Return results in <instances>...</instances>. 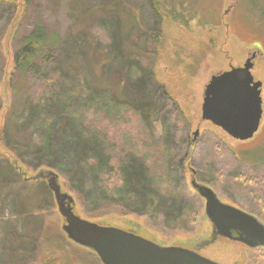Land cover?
<instances>
[{
  "label": "rangeland",
  "instance_id": "obj_1",
  "mask_svg": "<svg viewBox=\"0 0 264 264\" xmlns=\"http://www.w3.org/2000/svg\"><path fill=\"white\" fill-rule=\"evenodd\" d=\"M108 1L30 0L24 10L23 0H18L20 7L17 10L1 6L0 41L6 57L0 56V65L3 62L6 65L0 69V101L12 114H19L29 97L38 96L43 91L41 77L49 68H62L56 62V56L61 53L65 62L73 67L71 71L62 69L71 85H86V79L95 80L92 71L97 57L88 53L86 40L95 41L110 56V64L105 69L110 80V110H120L119 115L110 118V123L101 118L95 122L110 135V148L115 154L110 172L90 174L87 181L91 188L80 183L72 186V182L59 171L51 169L59 174L62 190L73 196L74 212L99 224L133 231L162 245L196 250L222 264H264V247L250 248L216 234L205 213L204 200L191 186V179L196 176L199 182L211 186L223 202L240 207L264 222V1L185 0V7H176V11L181 10L180 16L175 19L165 17L160 24L149 0H121L136 13L139 26L132 30L129 18L122 19L118 13L99 7ZM254 3L258 5L253 6ZM87 8L90 12L85 14ZM37 20L48 29L61 33L66 42L40 61L39 71L37 67L26 80H22L11 76L13 52L21 37L33 29ZM160 27L164 29L161 45L151 34ZM129 45L138 52L130 53ZM253 52H257V56L252 73L263 83V117L253 137L240 140L203 120L202 103L211 77L232 66H244ZM12 83L19 88L18 94H13ZM120 88L128 97L136 96L144 107H147V101H156L158 116L151 120L125 111ZM4 112L5 109L0 111L1 118ZM14 125L9 129L14 145L25 148L30 136L37 137V128L23 131ZM124 148L127 149L125 152L144 155L138 157L144 159L151 175L155 174L158 186L175 188L176 194L183 198L187 209L182 223L166 224L165 213L156 207L158 201L154 207L160 213L153 211V207L148 210L140 208L141 212L132 213L121 205L116 192L121 182L116 155ZM0 153L1 171L8 167L7 162L15 160L2 143ZM21 171L30 177L40 170L22 167ZM9 175L6 181L23 180L14 171ZM20 183L22 185V181ZM73 187L83 193L81 201L75 192L77 188L74 190ZM109 190L110 194L116 192L118 201L112 200L114 198H110V202L106 200ZM8 196L0 209V241L3 229L8 230L10 224L13 234H19L25 242L32 231L19 222L18 217L12 216L14 203L12 196ZM27 203L32 205L33 198L30 197ZM46 204L43 208L45 223L54 235H59L70 260L77 264H102L93 251L66 238L62 229L65 219L58 211L55 197ZM90 213L94 216L91 217ZM17 223V229L13 228ZM13 234L9 236L10 243L18 246L21 241ZM11 253L10 248L2 253L0 264H27L29 255L31 257L30 248H23L18 255Z\"/></svg>",
  "mask_w": 264,
  "mask_h": 264
},
{
  "label": "trees",
  "instance_id": "obj_2",
  "mask_svg": "<svg viewBox=\"0 0 264 264\" xmlns=\"http://www.w3.org/2000/svg\"><path fill=\"white\" fill-rule=\"evenodd\" d=\"M149 1L155 19L160 24L166 20L165 17L175 19L180 16L181 10L176 11L177 6L185 7V0ZM29 2L30 0H23L24 10L27 9ZM3 5L15 10L20 7L18 0H0V7ZM125 5L121 0H109L99 7L118 13L122 19L129 18L132 30L138 25L136 13L130 6ZM254 5L258 4L254 3ZM89 12L90 8H87L85 14ZM78 30L81 31V28ZM163 30L160 27L159 31L151 32L159 45L164 41ZM65 42L66 38L61 33L48 29L41 20H37L33 29L21 37L19 45L13 52L11 76H18L22 80H26L31 71L37 67V71H39L40 61L45 56H49L50 51ZM86 43L88 53L97 57L93 63L92 71L95 80L86 79V85H71L69 79L63 75L62 69L67 68V71H71L73 67L71 63L65 62L63 53H61L56 56V62L60 63L62 68L57 69L56 66L49 68L41 77L40 88L43 91L39 92L38 96L29 97L23 108L19 109L21 110L19 114L13 112V115L11 110L0 101V111L3 112L5 109L2 118L0 117V143L13 154L15 160L11 159V162H7L8 167L1 170L4 173L0 171V175L3 176L0 178V209L3 207V202L9 198L8 195H11L14 203L12 216L18 217V221L29 226L28 229L32 231L23 242V238L19 234H13V229L11 230L9 224L8 230L4 228L2 231L0 255L8 252L9 248L13 255L21 254L23 248H30L31 257L29 255L27 264H77L73 259L70 260L67 247L58 239L59 235L56 232L54 235L45 223L43 208L51 197L54 198L53 192L46 180L27 179L21 168L39 169L40 171L56 169L68 181L72 182V186L74 183H80L86 188H91L87 181L90 174H98L102 171L110 172L111 160L115 151L110 148V135L95 122L101 118L110 123V118L120 113V110H110V80L105 72L106 66L110 64V56L106 55L105 50L90 38L86 40ZM127 49L130 53L138 52L137 48L131 45L127 46ZM0 56L6 57L1 41ZM5 65L3 62L0 69ZM9 83L11 86V80ZM12 84L13 94H18L19 88L15 83ZM164 92L168 94L166 90ZM119 94L126 104L125 111L127 109L135 115L151 120L158 116L155 109L156 101L153 100L150 103L147 101L148 105L144 107L145 105L139 103L136 96L128 97L121 88ZM125 111H123V115H125ZM11 125L19 126L23 131L35 127L37 128V137L30 136L27 147H18L10 138L12 137L11 131H9ZM125 151L127 149L124 148L116 155V159L118 158L116 163L119 164L117 166L118 174L121 179L116 192L120 199L116 192L113 191V194H110L109 190L106 200L110 202V198H114L112 200L117 198L121 200V205L124 208H129V212L132 213L141 212L140 208L148 210L151 207L154 208L153 211L160 213L155 210L158 207L157 209L164 212L167 217L164 216L166 224L179 225L180 222L182 223L187 209H185L183 198L176 194V191L173 190L175 188L171 190L158 186V179L155 174L151 175L144 159L139 158L141 157L140 153ZM13 171L22 177L23 180L20 179L22 185L21 181H6ZM73 188L74 190L77 188L75 192L81 201L83 193L78 190V187ZM30 197L34 200L32 205L27 203ZM156 201H158V205L154 207ZM101 202L103 200L99 204ZM89 215L94 216L91 213ZM17 226L18 223L13 228L17 229ZM12 234L21 241L18 245L19 248L10 243L9 236Z\"/></svg>",
  "mask_w": 264,
  "mask_h": 264
},
{
  "label": "water",
  "instance_id": "obj_3",
  "mask_svg": "<svg viewBox=\"0 0 264 264\" xmlns=\"http://www.w3.org/2000/svg\"><path fill=\"white\" fill-rule=\"evenodd\" d=\"M252 68L249 58L242 67L232 66L214 74L204 90L202 119L240 140L253 137L263 114V83L255 80ZM26 178L46 180L58 211L65 219L62 229L67 238L93 251L102 264H222L196 250L162 245L133 231L81 217L74 212L73 196L62 190L59 174L53 170H41ZM191 186L204 199L205 213L217 235L242 242L250 248L264 247L263 221L223 202L211 186L195 177L191 179Z\"/></svg>",
  "mask_w": 264,
  "mask_h": 264
},
{
  "label": "flooded vegetation",
  "instance_id": "obj_4",
  "mask_svg": "<svg viewBox=\"0 0 264 264\" xmlns=\"http://www.w3.org/2000/svg\"><path fill=\"white\" fill-rule=\"evenodd\" d=\"M257 54V52H253L252 54H251V56L249 57L250 59H251V61H252V63H253V68L255 67V59H256V55ZM248 58V59H249ZM247 59V60H248ZM252 68V69H253ZM255 78V77H254ZM255 80H258V79H255ZM261 81V80H260ZM262 90H263V86H262ZM262 117H263V114H262ZM261 122H262V119H261ZM261 124V123H260ZM257 132V131H256ZM193 173L195 174V171L193 170ZM195 179H196V176H195ZM197 180V179H196ZM198 181V180H197ZM203 199V198H202ZM204 200V199H203ZM205 202V201H204ZM232 205V204H231ZM237 207V206H236ZM240 208V207H239ZM242 209V208H241ZM246 211V210H245ZM248 212V211H247ZM250 213V212H249ZM252 214V213H251Z\"/></svg>",
  "mask_w": 264,
  "mask_h": 264
}]
</instances>
